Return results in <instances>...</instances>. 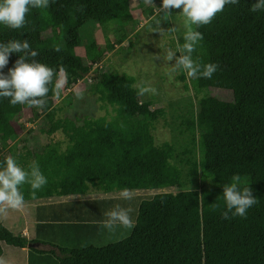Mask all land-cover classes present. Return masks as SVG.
Here are the masks:
<instances>
[{"label": "trees", "instance_id": "trees-1", "mask_svg": "<svg viewBox=\"0 0 264 264\" xmlns=\"http://www.w3.org/2000/svg\"><path fill=\"white\" fill-rule=\"evenodd\" d=\"M135 1L142 8L149 7L150 14L163 2L154 0L147 5L144 0ZM255 2L239 0L236 5H226L211 23L192 26L203 34L193 59L201 65H218L211 79H189L183 71L178 75L184 88L193 89L196 95L195 103L188 102L179 126L180 134L188 140L182 152L191 155L187 160L190 182L203 175V185L193 188L180 178L174 161L182 157L176 145L155 140L156 123L166 117L165 107L138 95L139 89L133 87L136 76L104 71L98 65L105 51L99 48L91 27L117 23L126 30L132 24L135 30L138 21L132 13V0H50L46 9L30 8L20 29L0 24V42L28 40L39 53L29 57V62L46 64L57 75L63 69L66 88L90 73L91 91L116 112L111 118L85 117L82 122L57 117L63 106H55L51 85L42 109L13 106L9 98L0 97V160L9 155L29 171L35 161L47 178V184L35 194L29 184L21 186L25 201L83 196L91 191L113 193L124 188L176 191L135 195L133 199L139 203L126 201V206L118 196L93 200L89 219L79 221L99 226L107 218L104 214L119 204L132 209L131 233L106 245H86L124 228L118 226L110 232L97 227L83 245L60 247V264H264V10L252 12ZM158 14L168 17L160 10ZM91 22L84 39L81 31ZM185 32L178 34L180 45ZM126 37L124 32L119 42ZM80 47L85 48L84 56L77 52ZM172 48L177 52L176 44ZM20 55L10 54L9 63L0 71L7 74ZM216 91L230 99L219 98ZM70 100L68 94L64 102ZM26 108L33 111L32 122L40 111L48 114L52 110L56 117L48 133L62 131L65 149L60 141L47 143L40 150L20 145L13 120ZM235 175L241 178V188H252L258 202L246 217L224 219L223 185H230ZM1 243L23 247L27 239L0 223Z\"/></svg>", "mask_w": 264, "mask_h": 264}, {"label": "rangeland", "instance_id": "rangeland-1", "mask_svg": "<svg viewBox=\"0 0 264 264\" xmlns=\"http://www.w3.org/2000/svg\"><path fill=\"white\" fill-rule=\"evenodd\" d=\"M132 8L133 16L138 21L135 30L132 29V24L126 26V30H124L123 26L117 23L103 25L95 23L92 26L93 23L91 22L81 31L82 37L84 39L88 38L89 28L92 26L91 30L95 35L99 48L105 51L102 60L98 64L102 67L101 70L134 75L137 78L136 85L151 86L157 90L154 95L151 93L143 95V99H151L154 104L162 105L166 109V117L161 118L156 123L154 130L155 140L158 144L169 141L176 145V149L181 153L180 156L182 157L174 161L180 171V178L189 187H201L204 183V180H202L203 175L190 182L192 179L188 176L190 166L187 164V160L191 155L182 152L188 140L179 131V126L183 122L182 116L188 110V102H196L195 91L191 88L186 90L183 81L178 79L180 71H173L175 60L167 61L165 59L169 51L176 52L175 48H172V44L177 45L178 34H182L187 30L185 27L186 18L182 14V8L172 9L171 13H167L168 17L159 16L158 7H155L154 13L150 14L149 7L142 8L135 0H132ZM172 28L175 31H171L170 29ZM124 32L127 37L120 43L119 39L124 35ZM77 52L84 56L85 48L80 47ZM89 74L72 84L70 88H66L64 85L59 96L55 94V106H63L62 110L57 112V117L68 116L79 119L82 122L85 117L98 118L106 116L111 118L116 114L113 106L104 104L98 99V94L91 91V81L88 79ZM77 93L81 95L78 96ZM68 94H71V100L66 103L64 100ZM214 94L223 100L230 99L229 95L223 92L216 91ZM51 112L52 110L47 114L40 111V115L35 122L31 121L33 117L31 108L24 109L15 117L13 124L19 134L20 145L26 143L32 149L40 150L47 143L60 141L61 148H66L67 140L62 131L48 133L51 121L56 117ZM10 143L13 144L14 142L10 141ZM168 191L176 192L173 188H165L160 190H137L134 193L138 197H148L156 192ZM119 192L104 196L116 197ZM90 196L97 195L91 194ZM134 202L139 203L132 199L131 203L134 204ZM122 205L126 206V201L122 202ZM18 219L19 217H17V221ZM2 220L0 215V222ZM132 229L123 228L119 232L107 233L98 240L87 241L86 245L102 246L121 240L128 236ZM0 255L3 261L6 260L5 264L16 262V258L11 254L4 256L3 253H0Z\"/></svg>", "mask_w": 264, "mask_h": 264}, {"label": "clouds", "instance_id": "clouds-1", "mask_svg": "<svg viewBox=\"0 0 264 264\" xmlns=\"http://www.w3.org/2000/svg\"><path fill=\"white\" fill-rule=\"evenodd\" d=\"M153 2L154 0H144L147 5ZM238 3L239 0H163L160 11L171 13L172 9L182 8V14L186 18L187 30L184 34V43L182 45L177 43V52L180 55L177 56V52L169 51L165 57L167 61L175 60L173 71H183L189 79L212 78L218 65L214 63L201 65L193 59V53L203 40V34L192 26L195 25L198 28L207 25L212 22L217 13L224 10L226 5ZM49 6L50 0H0V24L11 29H20L26 24V14L30 8L46 9ZM261 10H264V0H256L251 11ZM170 30L175 31L174 28ZM55 50L59 52L61 49L57 46ZM12 53H21V55L7 74L0 71V97L9 98L13 106L27 104L42 109L46 105L44 98L49 92L50 85L57 96L61 94L66 82L63 69L57 75L54 69L46 64L34 60L29 62V57H36L39 53L31 48L28 40L21 42L15 39L7 43L0 42V69L7 66ZM133 87L139 89L138 95L145 93L154 95L157 92L151 86L133 85ZM77 95L81 94L77 93ZM24 184L30 185L33 194L47 184V178L40 171L39 165L33 161L29 171L19 166L11 156L0 160V214L6 215L9 209L23 211L25 200L20 188ZM240 185L239 175L232 177L230 185H223V198L226 204V210L222 213L224 219L235 216L246 217L248 209L258 202L250 186L241 188ZM134 196L133 190L124 188L117 198L131 201ZM131 212L130 207L123 208L117 204L104 214L107 218L100 222L101 226L110 232L114 231L118 225L131 229L134 227L130 217ZM0 264H4V261L0 260Z\"/></svg>", "mask_w": 264, "mask_h": 264}, {"label": "crops", "instance_id": "crops-1", "mask_svg": "<svg viewBox=\"0 0 264 264\" xmlns=\"http://www.w3.org/2000/svg\"><path fill=\"white\" fill-rule=\"evenodd\" d=\"M113 193L91 191L83 196H54L25 201L23 211L9 209L6 215L0 214L3 219L0 223L25 237L27 243L23 247L1 243L0 253L15 257L16 262L11 264H60V247L83 245L97 227L107 230L101 224L95 227L79 220L89 219L87 214L94 208L89 204L93 200Z\"/></svg>", "mask_w": 264, "mask_h": 264}, {"label": "built area", "instance_id": "built-area-1", "mask_svg": "<svg viewBox=\"0 0 264 264\" xmlns=\"http://www.w3.org/2000/svg\"><path fill=\"white\" fill-rule=\"evenodd\" d=\"M84 77H85V76H84ZM84 77H82V78H80V79H83ZM80 79H79V80H80ZM88 79H90V81H91L90 75L88 76ZM79 80H78V81H79ZM5 154H7V155H8V151H7V152H5ZM8 156H9V155H8Z\"/></svg>", "mask_w": 264, "mask_h": 264}]
</instances>
